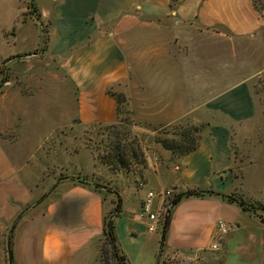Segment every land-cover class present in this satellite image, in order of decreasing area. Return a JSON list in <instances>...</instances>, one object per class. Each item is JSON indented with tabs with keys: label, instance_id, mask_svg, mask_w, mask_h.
<instances>
[{
	"label": "crops",
	"instance_id": "1",
	"mask_svg": "<svg viewBox=\"0 0 264 264\" xmlns=\"http://www.w3.org/2000/svg\"><path fill=\"white\" fill-rule=\"evenodd\" d=\"M32 3L40 29L32 48L38 50L31 61L35 80L65 86L74 106L43 135L50 163L36 177L33 198L9 216L11 223L36 201L15 222L14 264H98L104 217L115 204V192L96 187L105 180L121 198L114 230L128 264H154L161 246V222L141 214L145 186L214 192L171 207L161 258L177 253L190 262L208 256L221 261L233 239L257 242L256 227L262 231L264 223L227 199L242 195L240 181L264 162V12L254 0ZM111 93L124 95L134 129L145 132L146 166L142 185L135 183V207L126 205L115 183L125 172L96 160L79 138L91 126L118 121ZM173 125L200 128L195 150L176 154L150 140L157 129ZM246 221L255 228L242 230ZM159 224V232L148 230Z\"/></svg>",
	"mask_w": 264,
	"mask_h": 264
},
{
	"label": "rangeland",
	"instance_id": "2",
	"mask_svg": "<svg viewBox=\"0 0 264 264\" xmlns=\"http://www.w3.org/2000/svg\"><path fill=\"white\" fill-rule=\"evenodd\" d=\"M254 2L264 12V0ZM31 3L32 0H0V264H14L13 260H9L6 250L11 228L36 201L27 203L11 223L9 216L14 215L17 209L33 198L37 189L35 183H39L36 177H39L40 169L50 163L51 158L45 155V149L41 146L43 135L62 124L67 118L65 113L72 111L74 106L73 95L65 86L55 81L51 85L50 82L42 85L35 80L36 73L31 61L38 58V50L32 48L40 29L35 26L37 19ZM41 28L40 37L45 45L46 28ZM52 71L55 73L57 70L52 68ZM38 88L41 91H37ZM118 109L120 114L116 123L91 126L79 138L94 153L96 160L113 172H125L115 178V183L121 189L126 205L135 207L139 195L135 183L137 186L142 185L140 174L145 167L141 163L142 157H132L130 150L134 146L142 152V143L146 137L145 132L134 129V122L124 102L118 104ZM194 127H162L151 134L150 140H169L181 144L183 148L189 147L192 144L190 138L196 141L200 136V131L196 132ZM57 133L60 134L59 131ZM57 133L53 135L54 140L57 139ZM117 141L125 148V157L130 162L128 170L122 168L113 155L112 147ZM108 156L114 159L113 163L104 162ZM59 176L62 175H57ZM98 184L116 192L108 185V180ZM239 187L242 195L234 193V196L243 198L249 209L255 211L257 217L264 219V208L258 204V201L264 203V162L259 161L251 166ZM149 188L151 187L145 186L143 192L146 193ZM168 190L171 195L167 202L177 193L171 188ZM26 192L31 195L27 196ZM113 196L116 203V194ZM114 207L115 204L106 215L113 213ZM165 210L164 207L159 214L161 224L167 214ZM248 222H243L242 230L255 228ZM258 227L260 226L256 227L259 231L257 242L249 244L239 237L233 239L227 245L229 250L227 249L224 260L218 261L221 258L208 256L197 263L190 262L182 254L167 253L161 258L160 264H233L234 261L240 264H264V230L261 231ZM159 231L160 224L153 232ZM102 242L103 238L99 244L98 264H114L110 246L102 245Z\"/></svg>",
	"mask_w": 264,
	"mask_h": 264
},
{
	"label": "trees",
	"instance_id": "3",
	"mask_svg": "<svg viewBox=\"0 0 264 264\" xmlns=\"http://www.w3.org/2000/svg\"><path fill=\"white\" fill-rule=\"evenodd\" d=\"M31 5H33V3H31ZM117 103L119 104L120 102H124L125 103V97L123 94L121 93H111ZM118 114H120L119 109H118ZM194 130L200 131L199 127H194ZM187 135V134H186ZM188 136V135H187ZM191 140V145L189 147H185L183 148V146L179 143H176L174 141H169V140H159V142L166 148L171 150L173 153L176 154H186L189 153L193 150L196 149L197 144H198V139L195 141L192 138H190ZM139 149H136L134 146L133 148H131L130 152L132 157L134 158H138L139 156L142 157L141 163L143 164V166H146V159L144 156L143 151H138ZM112 152L113 155L116 157V161L119 163V165L128 170V167L130 165L129 159H127L125 156V148H123V146L121 145V143L119 141H117L113 147H112ZM140 152V153H139ZM106 163H113L114 159L111 156L107 157V160L104 161ZM99 185H96V187ZM211 193L214 194V192L212 191H202V190H198V189H193V190H187V191H183V192H177L175 194V196L172 198L171 203L172 206L175 205L177 202H179L182 198L184 197H189V196H202L204 195V193ZM116 203H115V207H114V211L113 213H111L110 215H105L104 217V225H103V242L102 245H109L111 248V255H112V259L114 261V264H128L126 261V257L124 256V254L121 252L118 242H117V238H116V234H115V230H114V218L115 216L118 215V213L121 210V198L119 196L118 193H116ZM227 199L229 201L232 202H236L238 205H240L244 210H250L249 207L244 203L243 198H236L234 195L233 196H227ZM260 207L264 208V205L262 203H258ZM255 212V211H253ZM261 221L264 223V219L262 218ZM169 223H170V209H168L167 214L164 216V220H163V224L161 226V246L163 247L164 245V241H165V237H166V233L169 227ZM14 226H12L11 228V232H10V237L7 241V254H8V258L10 261L13 260V242H12V231L14 229Z\"/></svg>",
	"mask_w": 264,
	"mask_h": 264
},
{
	"label": "built area",
	"instance_id": "4",
	"mask_svg": "<svg viewBox=\"0 0 264 264\" xmlns=\"http://www.w3.org/2000/svg\"><path fill=\"white\" fill-rule=\"evenodd\" d=\"M171 195L170 190H165L161 192H156L154 190H149L142 202L141 214L147 216L150 220L160 221L159 214H161L162 209L165 207V212L171 209L172 203L171 199L167 202L168 197ZM220 227L223 231H226L224 225L220 223ZM155 227L149 226L148 230L153 231ZM216 246L214 245V248Z\"/></svg>",
	"mask_w": 264,
	"mask_h": 264
},
{
	"label": "water",
	"instance_id": "5",
	"mask_svg": "<svg viewBox=\"0 0 264 264\" xmlns=\"http://www.w3.org/2000/svg\"><path fill=\"white\" fill-rule=\"evenodd\" d=\"M162 254V246L159 247L154 264H159Z\"/></svg>",
	"mask_w": 264,
	"mask_h": 264
}]
</instances>
